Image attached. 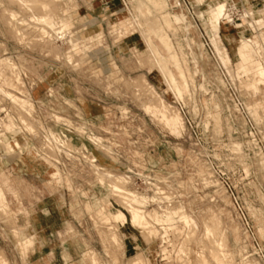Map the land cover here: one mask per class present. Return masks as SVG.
Segmentation results:
<instances>
[{
    "label": "rangeland",
    "instance_id": "1",
    "mask_svg": "<svg viewBox=\"0 0 264 264\" xmlns=\"http://www.w3.org/2000/svg\"><path fill=\"white\" fill-rule=\"evenodd\" d=\"M217 1L222 0H55L49 25L31 17L41 13L38 7L26 10L0 0V90H5V96L0 92V141L2 133L9 134L7 126H15L6 147L0 142V188L7 202L0 210V264L2 259L5 264H70L66 249L75 245L95 253L96 264H196V251L210 260L200 220L208 209L220 219L230 264H264V86L256 92L244 87L248 77L237 75L232 63L231 78L217 58L201 15ZM224 1L233 32L238 33L237 22L244 38L264 30L263 10L252 16L247 0ZM262 6L264 0L252 2L253 9ZM9 11L21 21L20 32L6 21ZM173 14L183 19L176 21ZM60 15L72 27L76 47L67 36L57 38ZM160 29L177 64L157 37ZM145 39L178 83H188L182 99L150 74ZM258 55L264 65V55ZM146 82L180 113L184 129L179 135L145 109L153 100L142 88ZM7 91L24 104L12 96L11 102ZM30 125L35 130L27 129ZM15 134L24 141L18 143ZM46 137L65 144L58 146L54 139L50 144ZM44 158L57 169L52 178ZM108 172L125 176L124 189L147 197L139 209L160 216L168 204L181 206L198 228L175 216L174 226L164 231L146 217L159 232L144 241L138 232L102 222L96 213L100 206L109 212L122 204L106 185ZM102 175L104 185L98 182ZM40 209L61 213L59 231L37 236L31 218ZM187 233L192 235L183 241L187 254L176 259L174 249ZM29 236L33 241L26 246ZM159 239L166 244L158 247Z\"/></svg>",
    "mask_w": 264,
    "mask_h": 264
},
{
    "label": "bare ground",
    "instance_id": "2",
    "mask_svg": "<svg viewBox=\"0 0 264 264\" xmlns=\"http://www.w3.org/2000/svg\"><path fill=\"white\" fill-rule=\"evenodd\" d=\"M11 1H15L17 4H19V6H21L22 8H25L26 10L30 9V8L34 9V8L38 7L41 13L36 15L35 13L31 12L32 13L31 17L36 19V20H39L37 22H41V21L42 22H49V25H51L50 20L52 22L54 12H55V6L54 5H58L56 3L54 4L55 0H11ZM252 2H253V4H256V2L260 4L261 0H247V2H246V7H247L248 11H250L252 16L255 14V12L260 13V16H261L263 14L261 10H263V12H264V6L253 9L252 8ZM152 3L154 4V2H152ZM141 6H142V3L141 2L138 3V8H140ZM148 11H149V9H148ZM201 15L202 16L205 15L206 25L210 28L211 33H212L211 43H212L214 50L217 54V58L219 59L220 63L223 65V67L226 69L228 75L230 77L232 76V67H233L232 63H234L237 75L239 73H242V75H245L246 77H248L246 79V81H244L242 83V85L246 88L252 89L254 92L258 91L259 85L264 86V65H263L261 58L258 55L260 51L264 55V30L259 31V32L256 31L255 33H253L252 37L244 38L241 36V34L240 35L238 34V33H242L243 32L242 30L244 28H243L242 24L237 22L235 24V27L237 28L238 33L233 32L231 27L228 26L226 23V22L230 21L231 19H230V15L226 9V4H225L224 0L217 1L213 4H208V9L205 12H201ZM172 17L176 21H181L183 19L182 15H177V14H173ZM254 18L258 23H260L262 18L264 19V17L260 18V17H256V16ZM53 20H55V18ZM57 20H58L59 26H60L59 27L60 29L57 31L58 32L57 38L64 39L67 36V38L69 39L68 41L70 43H72L71 46H73V45L75 46V43L72 41V39L69 35V34H71L72 27L70 26L69 22L65 20V15H60ZM6 21L8 23L10 22L11 26H13L12 28H14L16 30V32H20L18 30L19 27H17V24H20L21 21L17 20V14L14 11H9V13L7 14V20ZM52 26H54V25H52ZM139 30L143 36L144 32H143L142 28L140 27V25H139ZM162 32L163 31L161 29L158 30L157 31V37L159 38L160 43L165 47V49L169 55L168 58H170L171 63L177 64L176 57H175L174 53L172 52V50L170 49L171 48L170 44H169L168 40L166 39L165 34H163ZM219 32L222 33L223 38H224L229 50L222 43ZM18 34H20V33H18ZM144 38H145V36H144ZM145 41H146V49L145 50L147 53L146 57H145V61H146V64H148V69L151 72L150 74L154 76V79L157 80V82L159 83L160 86H166V91H170L177 98L182 99L183 94L188 91V83L186 81L183 82L182 84L178 83L175 76L169 70H166L165 67L162 65L157 54L154 52V50L150 46L149 42L146 39H145ZM160 47H161V45H160ZM74 50H76V49L74 48ZM255 53H257L258 58L255 57ZM143 60H144V58H143ZM139 61H142V59H140ZM142 76H140V78ZM140 78H138V79L136 78L135 80L139 81ZM143 79H141L140 81L142 82ZM138 81H135V82H138ZM190 81L192 82V79H190ZM140 83H138V84H140ZM143 83H145V82L143 81ZM143 83H141V84H143ZM142 86H144V87H142ZM142 86L141 87L143 88V90L145 89V91H147L146 94L149 93L151 96V99H153L152 101L147 103L145 109L147 111L151 112L157 118H159V120L161 122H163V124L168 128V130L171 133H173L175 135H179L182 132V130L184 129V124H183V120H182L180 113L177 110L173 109V107L167 105L165 103V101L162 99V97L160 95H158L154 91L153 87L151 85H149L147 82H146V84H144ZM1 91L2 90H0V92ZM4 91L1 92V94H3ZM8 92L9 91H7L5 93H8ZM11 93L12 92H10L8 94L10 95ZM12 95H10V98H9L10 100H11ZM14 99L12 96L13 101L17 100V98L15 100ZM19 99H20V97H19ZM12 100H11V102H12ZM21 100L22 99L17 100L18 101L17 103L24 104L23 100H22V102H21ZM17 103H15V104H17ZM249 108L252 110L253 108H255V106L249 105ZM25 111H26V109H25ZM9 120L10 119H8V121ZM20 122L22 123L23 121L21 120ZM24 122H28V121L25 120ZM11 123H13V122H11ZM11 123H9V124L11 125ZM5 124L7 125V122ZM5 124H2V125L5 126ZM29 124H30V122H29ZM12 125H11V128H9L8 126H7V128L5 127L6 130L8 129V131H9L8 135H4V133H2L0 142L2 143L3 146L6 145V141L8 140L9 135L13 136L15 133L14 129H13V127H15V126L13 125V127H12ZM23 126H24V124H23ZM25 126H26V124H25ZM25 126H24V128H26ZM27 129L35 130V128H33L32 125H30ZM6 130H5V133L8 132ZM33 132H35V131H33ZM21 134L22 133H20V135ZM49 134H50V132H49ZM51 135H49V136H51ZM52 136H54V134ZM22 137H23V135L20 137H17V135H16L18 143L20 142V139H23ZM46 138L48 141V137H46ZM55 138H56V136H55ZM55 138H51V140L52 139L56 140ZM13 140H15V142ZM51 140H49L48 142H50ZM12 141H13V143L17 144L15 138L12 139ZM23 141H24V139H23ZM60 141H61V139H60ZM56 142H58V140H56ZM52 143L50 142V144H52ZM54 143H55V141H54ZM9 144H8V146H9ZM55 144H57L58 146H62V145L64 146L65 143L64 144L62 143V145H60L59 142L55 143ZM46 145L48 146L49 143ZM15 146L19 147L21 145L18 146V144H17ZM4 147H6V146H4ZM58 148L60 149V147H58ZM236 148H237V145H236ZM18 149H19L20 153L24 152V149H20V148H18ZM5 151L7 152V150H5ZM14 153H15V151H12V152H9L8 154H14ZM42 163L48 167L49 171H51V173H49V175L52 174L51 178L54 175H56L55 173H57V169L55 168L53 163L49 162L45 158L43 159ZM92 164H90V166ZM94 165H92V166H94ZM93 168H95V166ZM98 169L96 170L97 174H98ZM101 169H103V168H101ZM53 173H54V175H53ZM99 173L102 174V173H107V172L106 171L103 172V171L99 170ZM98 175H100V174H98ZM103 175H102V177L98 178L99 179L98 182H100L101 185H104L105 180H106V179H104ZM106 176H105L107 178V181H106L107 184L106 185L110 188L111 191H113L112 194H115L120 199H122V202L120 200V202L122 204L121 205L119 204L118 208H116L114 211H109V212L106 211L104 209V207L100 206V208L97 209L96 213L98 214V216H100V219L103 220L102 222L106 223L108 221L107 223H110V221H111V222L115 223L116 226L121 227V229L126 233H130L131 231L138 232L144 238L143 239L144 241L145 240L148 241L150 239V237H152L153 234L156 235V233L158 231V229H156L153 226V224H150L147 221L146 217H149V219L151 220L152 223L160 225L159 228L164 230V231L167 227H170V225L175 224V222H176L174 220L175 216H178L179 220L181 222H183L186 227H189V228L194 229V230H196L198 228L197 222L194 219V217L189 215L185 211H183L182 207L181 206L179 207L178 205H177L178 207H171V204L170 205L168 204L169 206L167 205L165 207H162L164 209H162L160 216L157 214L156 211L146 212L144 210L139 209L138 206H143L148 201L147 197L142 195V194H137L138 192L134 193V191L131 192L130 190L128 191V190L124 189L122 184L124 185V183L127 182V178L125 176L120 175V174H109V172ZM1 209H3V210L7 209V202L5 201L4 194L0 188V210ZM208 212L209 213H207L208 214L207 217H206V215L202 216V217H200L201 218L200 220H201L202 236L204 238H206L208 240V243H209V247L206 250H207V254H208L210 260L208 259V257H206V255L203 253V251H201V253L196 251V255H194L196 257L195 258L196 264H228V263L230 264L233 262V260L230 261L232 256H230V253H229L227 246H226V237L224 235V231L222 230L220 219L212 210L208 209ZM189 233L185 234L186 235L185 239H182V241H180L178 243V245H176V248L174 249L175 250L174 252L176 254V259L182 260V256H184V257L186 256L187 251H188L187 250L188 247L184 244L185 242H183V241L184 240L186 241V238L190 239V236H192V235H190ZM112 236L114 238V233L112 234ZM111 239H112V237H111ZM114 239H116V238H114ZM32 241H33L32 237H30V236L25 237L26 246H30L32 244ZM20 244L23 245L24 242H23V244H22V242H20ZM146 244H147V242H146ZM163 252H165V250H163ZM94 254L95 253H93L92 251L88 252L87 254L84 252L82 254L81 259H80V263L81 264H96L95 263L96 259L94 257L95 256ZM167 254H168V252H167ZM167 254H165V257ZM150 257H152V255ZM147 259H149V256H147L146 261H148ZM136 260L140 263H144V261H145L144 257H143V259L138 257ZM2 262L5 264L6 260L2 259ZM188 262H189V260H188ZM248 264H252V262L248 261Z\"/></svg>",
    "mask_w": 264,
    "mask_h": 264
},
{
    "label": "crops",
    "instance_id": "3",
    "mask_svg": "<svg viewBox=\"0 0 264 264\" xmlns=\"http://www.w3.org/2000/svg\"><path fill=\"white\" fill-rule=\"evenodd\" d=\"M2 192H3V190H2ZM42 210H44V208H42ZM42 210L41 209L39 210L40 212H39V214H37L36 219L31 218L32 225L35 227L36 234L38 237L41 235L48 236V235H51L52 232L59 231L57 229L61 227L63 220H64L60 212L56 213L53 211L51 213L49 211V209H47V212H43ZM40 241H42V240H40ZM77 246H78V244H77ZM66 251H67V253L71 259V260H69L70 264H79L80 263L81 256L84 253L83 249L81 247L76 248V245H75V247L71 248V246H70V248L69 249L67 248ZM64 252L65 251H61V253H64ZM5 253H6V251H5ZM74 254H76V255H74ZM76 256L79 259L73 260L74 258H76Z\"/></svg>",
    "mask_w": 264,
    "mask_h": 264
},
{
    "label": "built area",
    "instance_id": "4",
    "mask_svg": "<svg viewBox=\"0 0 264 264\" xmlns=\"http://www.w3.org/2000/svg\"><path fill=\"white\" fill-rule=\"evenodd\" d=\"M36 101H37V100H36ZM42 138H44V137L42 136ZM44 140H45V138H44ZM45 141H46V140H45ZM162 244H166V243H165V242L163 243V241L159 239V241H158V247H160ZM160 254L162 255L161 252H160ZM159 260H160V261H163L164 259H162V257L160 256V257H159Z\"/></svg>",
    "mask_w": 264,
    "mask_h": 264
}]
</instances>
